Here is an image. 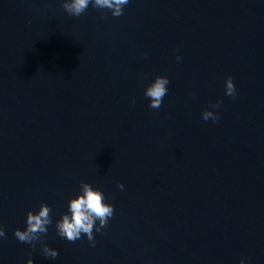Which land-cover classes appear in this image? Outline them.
<instances>
[{"label": "water", "instance_id": "obj_1", "mask_svg": "<svg viewBox=\"0 0 264 264\" xmlns=\"http://www.w3.org/2000/svg\"><path fill=\"white\" fill-rule=\"evenodd\" d=\"M62 3L0 0V264H264V0ZM81 181L114 205L95 246L55 227ZM42 203L33 247L14 232Z\"/></svg>", "mask_w": 264, "mask_h": 264}, {"label": "clouds", "instance_id": "obj_2", "mask_svg": "<svg viewBox=\"0 0 264 264\" xmlns=\"http://www.w3.org/2000/svg\"><path fill=\"white\" fill-rule=\"evenodd\" d=\"M128 3L129 0H63L62 7L69 16L73 17L83 15L90 4L97 9H108L111 11L112 16L120 17L124 14V7ZM181 59V56H176L177 61ZM169 83L167 76L157 75L147 86L144 95L150 99V108L159 109L161 107L163 98L168 93L167 86ZM225 94L233 99L237 95L236 86L231 75L226 78ZM132 101L135 103V97L132 98ZM222 104L223 100L218 99L209 108L203 110L202 118L205 121L211 119L213 122H218L220 114L214 110L219 109ZM118 187L123 190L124 184L120 183ZM80 189V194L70 199L68 212L56 221L55 227L59 236L69 242L81 239L83 234L87 236L92 246H95L94 228L96 232L107 228L110 218L114 215V205L106 202L104 192L88 181H81ZM97 221H99L98 225L96 224ZM26 223V229L16 228L14 235L20 242H26L35 247L37 241L43 240V235L48 231V225L52 223L50 205L42 203L38 212L29 210ZM0 237H6L3 227H0ZM42 252L46 258L55 259L58 256V250L49 247L47 243L42 244ZM27 264H34V261L28 259ZM241 264H244L243 259Z\"/></svg>", "mask_w": 264, "mask_h": 264}]
</instances>
